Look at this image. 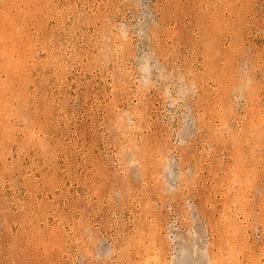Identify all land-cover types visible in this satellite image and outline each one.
<instances>
[{"label": "rangeland", "instance_id": "obj_1", "mask_svg": "<svg viewBox=\"0 0 264 264\" xmlns=\"http://www.w3.org/2000/svg\"><path fill=\"white\" fill-rule=\"evenodd\" d=\"M0 264H264V0H0Z\"/></svg>", "mask_w": 264, "mask_h": 264}]
</instances>
